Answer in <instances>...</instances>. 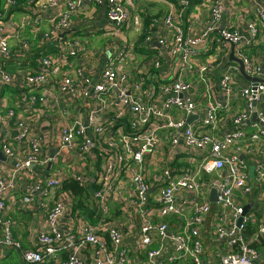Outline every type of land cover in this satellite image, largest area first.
Listing matches in <instances>:
<instances>
[{
    "label": "built area",
    "instance_id": "built-area-1",
    "mask_svg": "<svg viewBox=\"0 0 264 264\" xmlns=\"http://www.w3.org/2000/svg\"><path fill=\"white\" fill-rule=\"evenodd\" d=\"M86 0H37L36 8L39 11L51 10L50 21L52 26L48 31H42L40 19L37 17L27 23L32 28L33 38L29 39L21 35V30L14 34L4 32L3 22L6 19L7 10L16 3L15 0H5V11H0V83L14 84L21 81L25 89L30 92L28 102H22V106L35 107L46 101L54 102L59 111L65 109L60 101L67 103L68 98L78 99L90 97L104 102L106 97L112 94L117 101L125 103L131 113L130 127L132 131H117L121 142L116 138L113 126L98 120L100 109L91 110L87 114L88 121L84 122L79 116L62 122L61 140L59 149L68 152H79L91 154L95 139L97 144L108 147L107 153H103L105 162L102 170L96 175L95 190L92 197L101 213H106L109 202L119 190V171L123 169L126 159L133 160L132 184L134 186V198L132 202L136 205V211L142 217L140 225L139 244L150 246L158 239L162 246L148 248L146 250L147 262L149 264H206L203 261V241L198 236L200 218L209 214L213 208H218V219L215 224L213 238L225 242L224 250L218 255L216 264H264L261 248L254 245L264 234V226L252 235H246V229L250 223V216L245 211V206L236 201L237 192L246 198L253 195V178L264 186V166L258 168L254 177L248 170V164L241 159L239 154L227 155L230 147L246 153H264V82L249 81L239 91L245 100V111L233 115L232 125L229 131L217 133L219 104L210 102L209 112L199 125L187 122V118L196 112L197 104L192 99H183L182 94L187 93L190 85L181 77L172 85L174 96L166 99L162 106L157 108L149 103L151 95L143 90L140 85L136 89H129L127 85L128 75L117 69L115 62L106 64L101 73V80L93 82V77L85 72L83 66L74 70V75L60 73L55 74L60 78V83L55 89L51 85V72L60 71L62 68H72L73 56L77 51L73 46L81 43V40L74 38L69 31L71 17L79 10V5ZM100 1V0H96ZM182 12L189 5V0H177ZM108 17L119 29L134 25L141 27V17L133 10L124 5V0H108ZM223 7L219 0H215L210 8V20L206 30L197 34L186 33L182 22L176 13L169 11L157 21L165 27V34L158 40L161 44H168L175 55L181 57L186 65H190L191 56L198 53L195 46L209 36V31L217 28L222 17ZM258 16L264 25V7L259 8ZM26 26V25H24ZM22 28V27H21ZM249 29L256 37L259 33L254 24ZM151 33L146 35L150 39ZM9 37H15L19 41L17 48H13ZM220 38L228 44H239L244 36L233 28L220 30ZM39 43L40 47L49 48L42 52L38 69L26 70L23 67L8 71L5 61L16 60L26 56V52L32 47V43ZM76 44V45H75ZM68 48L66 51L65 47ZM56 48L55 51H53ZM70 48V49H69ZM123 54L125 50H120ZM120 52V55L122 54ZM122 54V55H123ZM72 58V59H71ZM246 72L253 77L264 80V66L256 63L253 57L244 55L241 57ZM159 67V60L154 63ZM242 77L239 66H228L220 81V86L227 94H233L236 90V81ZM148 97V98H147ZM5 99L0 95V103ZM175 111L177 113H175ZM256 112L260 122H253L252 117ZM61 115H65L62 112ZM7 116L22 128V133L17 136L21 141L29 132L28 124L17 115L13 108L7 110ZM122 116L116 112L112 118L114 122ZM157 119L164 120L161 128L171 133L173 144L179 142L181 130L188 145L200 148L203 154L198 161L200 164L196 171L186 170L175 174L173 168H165L159 175V181H167L166 185L159 187L156 201L160 204L158 215L162 217H174L180 219L178 223L168 221H154L147 210L149 183L145 177L143 167L146 156L154 154L158 147L156 135L147 132V126ZM244 124H250L255 130L247 132ZM111 128V130L109 129ZM262 142L260 150L256 144ZM126 154H119L121 146ZM29 147L24 154H16L9 143H4L2 149L7 156L15 157L12 167V175L7 178L0 171V248L5 253L10 250L17 251L22 261L28 264H41L44 262L56 261L58 264H86L83 251L91 248L94 253L92 264H124L127 256V249L122 248L124 233L121 222L114 220L107 227L108 241L105 242L99 236V226L92 224L88 218L85 219L77 214L75 210V195L67 191L66 196L56 197L51 200V190L61 185L57 176L47 178L45 181L37 180L28 187L27 194L21 197L16 204L20 211H28L33 201L48 199L51 202H44L46 215L41 222L35 246L26 247L13 233V220L7 217V199L16 188V178L24 171L34 166L47 167L51 165L54 156H50L45 150L40 135H31ZM60 172V170L58 171ZM206 175L217 174L219 185L217 198L214 202L206 199L204 187L200 180V173ZM79 186L89 188L90 178L84 174L75 177ZM213 181V178H212ZM215 182V181H214ZM216 183V182H215ZM62 187V186H61ZM90 189V188H89ZM69 216L75 217L82 222V233L75 235L72 229L67 227ZM84 216V215H83ZM181 223L182 227L178 224ZM70 230H68V229ZM168 237L172 243L171 251L164 255L163 237ZM196 236V237H195ZM65 253L66 257L61 258ZM119 253L120 257H116ZM190 260L186 261V258Z\"/></svg>",
    "mask_w": 264,
    "mask_h": 264
},
{
    "label": "crops",
    "instance_id": "crops-1",
    "mask_svg": "<svg viewBox=\"0 0 264 264\" xmlns=\"http://www.w3.org/2000/svg\"><path fill=\"white\" fill-rule=\"evenodd\" d=\"M36 1L28 0L29 4L24 5V10L27 12L11 13L2 23L4 32L14 34L21 30L22 36L31 39L33 38V32L31 27H27V23L37 17L40 19L42 31H48L52 26L50 21L51 10L39 11L36 8ZM219 1L223 7L222 17L217 28L210 30L209 36L195 46L198 53L191 56L190 65H186L180 56L175 55L168 44H161L158 41L166 30L157 19L171 11L179 16L186 33L197 34L208 27L210 8L215 0H189V5L182 15V9L177 0H124L126 7L139 14L142 26L130 25L123 29L116 27L109 19L108 0L82 1L79 10L71 17L69 28L74 38L81 40L80 44L73 46L77 54L73 56L72 68H62L60 71L51 72L50 83L57 89L60 78L55 74L74 75V70L78 66H83L85 72L89 73L93 77V82L96 83L101 80V73L106 64L115 62L117 69L127 73L129 89L134 90L136 86L140 85L143 90L151 95L149 103L159 108L166 99L174 96L173 90L170 87L166 88L165 85H172L178 77H181L190 85V89L187 93L182 94V98L192 99L197 104L196 112L187 118V122L199 125L209 112L210 102H215L221 108L216 134L227 132L231 128L233 115L245 111V100L239 91L249 81L241 74L242 77L238 78L235 84L237 91L231 95L222 89L220 81L228 66H239L232 59V54L237 58L249 55L253 57L256 63L264 66V25L258 16L259 8L264 7V0ZM250 24H254L259 30L256 37H253L249 29ZM227 27L239 31L244 36L243 41L236 45L224 43L220 38V30ZM148 33L152 34L150 39L146 38ZM142 35H145L144 38ZM9 42L13 48H17L19 45V41L15 37H9ZM32 44V47L26 52V56L5 61V67L8 71H13L19 67L31 71L34 68L38 69L42 52L52 54V52H47L49 48L40 47L37 42ZM65 48L67 51L68 48ZM121 48L125 50L124 54L120 51ZM55 50L56 48L53 51ZM120 52L123 55H120ZM156 60H159V67L154 66ZM29 93L21 81L5 85L0 83V95L5 99L4 102L0 103V171L9 178L12 175V167L15 161V157L7 156L4 153L2 145L9 143L16 154H24L29 147L31 135H40L45 150L50 156H54L51 166H34L30 170L21 173L16 178V188L6 201L7 217L13 220V233L26 247L35 246L39 226L46 215L43 204L45 201L51 202L48 199L43 201L35 199L28 211L24 212L17 209V201L27 194L29 185L37 180L45 181L52 176L58 177L61 185L57 188L54 187L49 197L54 200L58 196H66L67 191L72 192V190L63 187L64 183L75 180V177L79 174L89 176L91 198L88 200V204L93 208L98 207L92 197L95 190L92 186L96 185L94 183L96 175L104 166L105 157H103V153H107L108 147L97 144L95 139L91 154L62 151L59 149L61 140L60 124L62 122L66 123L74 115L87 122V114L91 110L100 109L98 120L113 126L112 132H115L116 138L121 142L117 131H132L130 120L133 118L129 107L125 103L117 101L112 94L108 95L104 102L90 97L68 98L67 103L61 100L60 104L65 109L59 111L58 106L49 100L39 103L33 108L26 105L22 106V102H28ZM9 108H13L17 115L28 124L29 132L27 135L29 136H25L21 141L17 136L23 132L22 128L7 116ZM119 111L122 116L114 122L112 118ZM62 112H65V115H61ZM175 113L177 112L175 111ZM163 121L162 119H154L146 130L147 132L153 131L158 139L156 152L146 156L145 166L143 167L150 186L147 210L154 221L178 223L180 219L177 221V218L174 217L158 215L160 204L156 201L157 191L160 186L167 184L166 180H158L159 175L167 167L173 168L175 174H180L186 170L196 171L199 168L200 163L198 161L203 152L200 148L188 145L185 142L183 130H181L179 142L173 144L170 131L160 127ZM109 129L111 130L110 127ZM244 130L249 132L255 130V128L250 124H244ZM261 147L262 142H258L256 149L260 150ZM233 153L239 154L240 158L247 162L252 177H254L258 168L264 166V153L257 152L252 155L245 151L240 152L235 147H230L226 152L229 156ZM119 154H125L127 157L122 143ZM133 163L130 157L127 158L123 169L119 171V190L109 202L106 213L99 211L101 216L96 215V218L81 211H78L77 214L83 218L86 217L85 219L88 218L92 224L99 226V236L108 244L107 227L114 220L120 221L124 233L121 247L127 249L124 264H149L146 250L157 248L162 244L158 239L150 246L139 244L142 217L138 214L136 205L132 202L135 195L131 180ZM59 170L60 172H58ZM254 179L252 182L254 191L252 197L246 198L239 191L235 197L238 204L245 206V211L250 216V224L246 229V235L249 236L255 232L257 233L260 226H264V186ZM200 180L203 182L204 187H207L206 199L209 198L207 200L214 203L217 198L216 186L219 185L217 174L208 176L201 172ZM214 188L216 189L214 190ZM214 197L215 200H212ZM214 205L216 204L214 203ZM218 215L219 212L216 207L209 214L200 218L198 236L203 241V261L206 264H216L219 253L224 250L225 242L214 239L212 235ZM81 225L82 222L79 219L76 220L75 217L69 216L67 227L72 229L75 235L82 233ZM178 225L182 227L181 223ZM163 243L164 255L166 256L172 248L169 236L163 237ZM254 245L261 248V256L264 261V234L260 240L254 242ZM13 252L18 254L19 259L10 264L24 262L17 251ZM13 252L9 253L7 251L4 253L0 248V261ZM63 257H66L65 253L61 254V258ZM83 257L86 264H92L94 259L92 247L83 251ZM116 257H120L119 253L116 254ZM188 260H190L189 257L186 258V261ZM24 264L28 263L24 262ZM41 264H58V262L52 260Z\"/></svg>",
    "mask_w": 264,
    "mask_h": 264
},
{
    "label": "trees",
    "instance_id": "trees-1",
    "mask_svg": "<svg viewBox=\"0 0 264 264\" xmlns=\"http://www.w3.org/2000/svg\"><path fill=\"white\" fill-rule=\"evenodd\" d=\"M16 3L10 6V9L5 11L6 8V2L5 0H0V11L6 13V18L12 13L15 12H27L24 10V5H28V0H15ZM28 3V4H27ZM145 35H142L144 38ZM63 187L65 189H70L73 191L76 197L75 201V210L84 212L86 215L96 218L97 216L100 217L101 214L99 212V209L90 207V204H88V200L91 198V191L89 188H83L79 186L78 182L75 180H70L66 183H64ZM93 189H95V185L92 186ZM97 215V216H96Z\"/></svg>",
    "mask_w": 264,
    "mask_h": 264
},
{
    "label": "water",
    "instance_id": "water-1",
    "mask_svg": "<svg viewBox=\"0 0 264 264\" xmlns=\"http://www.w3.org/2000/svg\"><path fill=\"white\" fill-rule=\"evenodd\" d=\"M232 59H233L235 62H237V63L239 64L241 74H242V75L244 76V78H246L248 81H252V82L263 81V82H264L263 79L258 78V77H252V76H250V75L246 72L244 62H243V60H242L241 58H237V57L234 56V54H232ZM252 120H253V121H256V122H260V121H259V118H258V116H257V114H256V112H254L253 117H252ZM50 166H51V165H50ZM217 183L219 184V182H217ZM215 189H216V188H214V190H215ZM213 193H214V191H213ZM212 200H215V197L212 198ZM13 251H14V250H10V251H8V252L11 253V252H13ZM21 264H24V262H22Z\"/></svg>",
    "mask_w": 264,
    "mask_h": 264
},
{
    "label": "rangeland",
    "instance_id": "rangeland-1",
    "mask_svg": "<svg viewBox=\"0 0 264 264\" xmlns=\"http://www.w3.org/2000/svg\"><path fill=\"white\" fill-rule=\"evenodd\" d=\"M18 259H19L18 254L16 252H13L11 255L1 260L0 264H10V263L16 262Z\"/></svg>",
    "mask_w": 264,
    "mask_h": 264
}]
</instances>
